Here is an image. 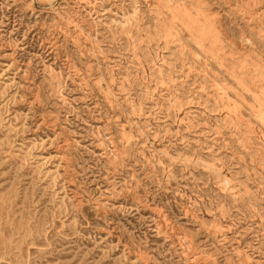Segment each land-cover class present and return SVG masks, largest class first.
I'll return each mask as SVG.
<instances>
[{
  "label": "rangeland",
  "instance_id": "rangeland-1",
  "mask_svg": "<svg viewBox=\"0 0 264 264\" xmlns=\"http://www.w3.org/2000/svg\"><path fill=\"white\" fill-rule=\"evenodd\" d=\"M0 264H264V0H0Z\"/></svg>",
  "mask_w": 264,
  "mask_h": 264
},
{
  "label": "bare ground",
  "instance_id": "bare-ground-1",
  "mask_svg": "<svg viewBox=\"0 0 264 264\" xmlns=\"http://www.w3.org/2000/svg\"><path fill=\"white\" fill-rule=\"evenodd\" d=\"M190 18V17H189ZM188 18V19H189ZM185 19V18H184ZM189 21V20H188ZM193 22V21H192ZM185 23V22H184ZM191 24H193V23H191ZM197 24V23H196ZM192 27V26H191ZM195 27V26H194ZM191 31V30H190ZM195 33L197 34V35H199V36H211V37H213L212 36V33L210 32V30H208L207 29V27H205V26H200V27H196V30H195ZM220 34V33H219ZM218 34V35H219ZM189 37V36H188ZM200 38V37H199ZM191 39V38H190ZM192 40V39H191ZM209 40V39H208ZM207 40V41H208ZM256 69V68H255Z\"/></svg>",
  "mask_w": 264,
  "mask_h": 264
}]
</instances>
